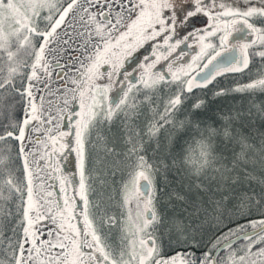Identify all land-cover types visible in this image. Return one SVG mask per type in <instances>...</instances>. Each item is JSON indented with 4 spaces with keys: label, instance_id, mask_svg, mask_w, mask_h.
<instances>
[{
    "label": "snow or ice",
    "instance_id": "snow-or-ice-1",
    "mask_svg": "<svg viewBox=\"0 0 264 264\" xmlns=\"http://www.w3.org/2000/svg\"><path fill=\"white\" fill-rule=\"evenodd\" d=\"M0 264H264V0H0Z\"/></svg>",
    "mask_w": 264,
    "mask_h": 264
},
{
    "label": "rangeland",
    "instance_id": "rangeland-1",
    "mask_svg": "<svg viewBox=\"0 0 264 264\" xmlns=\"http://www.w3.org/2000/svg\"><path fill=\"white\" fill-rule=\"evenodd\" d=\"M57 88H58V85L54 83V75H53V85H52L53 92H55ZM50 99H52L53 107H55V98H50ZM101 133L103 135L104 131ZM65 155L67 156V160L61 161L62 167H64L67 171L72 172L74 171V164H75L74 154L66 153ZM99 156H100V164L98 165V167L103 169L105 163L107 161H110L111 157L107 156V154L103 150L99 152Z\"/></svg>",
    "mask_w": 264,
    "mask_h": 264
},
{
    "label": "trees",
    "instance_id": "trees-1",
    "mask_svg": "<svg viewBox=\"0 0 264 264\" xmlns=\"http://www.w3.org/2000/svg\"><path fill=\"white\" fill-rule=\"evenodd\" d=\"M222 105H228L230 107H234L235 109H241V108H247L248 106V99L247 97H241V96H236L234 99L233 98H230L226 101H222L220 102ZM104 131V136L105 137H108L109 134L107 133V130L106 129H102L101 132ZM256 176H257V179L259 178V175H260V169H259V166H257L256 168V172H255ZM257 191H259V184L256 183V182H253V185H252Z\"/></svg>",
    "mask_w": 264,
    "mask_h": 264
},
{
    "label": "flooded vegetation",
    "instance_id": "flooded-vegetation-1",
    "mask_svg": "<svg viewBox=\"0 0 264 264\" xmlns=\"http://www.w3.org/2000/svg\"><path fill=\"white\" fill-rule=\"evenodd\" d=\"M53 75H54V83L57 84V85L59 86V81L56 80L55 73H54Z\"/></svg>",
    "mask_w": 264,
    "mask_h": 264
}]
</instances>
